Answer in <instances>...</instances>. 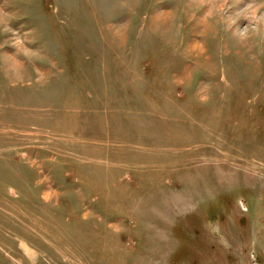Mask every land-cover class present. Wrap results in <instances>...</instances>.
<instances>
[{
	"label": "rangeland",
	"instance_id": "rangeland-1",
	"mask_svg": "<svg viewBox=\"0 0 264 264\" xmlns=\"http://www.w3.org/2000/svg\"><path fill=\"white\" fill-rule=\"evenodd\" d=\"M0 264H264V0H0Z\"/></svg>",
	"mask_w": 264,
	"mask_h": 264
}]
</instances>
